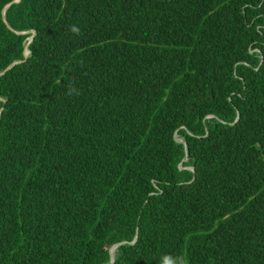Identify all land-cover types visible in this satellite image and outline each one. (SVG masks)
Listing matches in <instances>:
<instances>
[{
  "label": "trees",
  "instance_id": "1",
  "mask_svg": "<svg viewBox=\"0 0 264 264\" xmlns=\"http://www.w3.org/2000/svg\"><path fill=\"white\" fill-rule=\"evenodd\" d=\"M16 1L0 264H264V0Z\"/></svg>",
  "mask_w": 264,
  "mask_h": 264
},
{
  "label": "water",
  "instance_id": "2",
  "mask_svg": "<svg viewBox=\"0 0 264 264\" xmlns=\"http://www.w3.org/2000/svg\"><path fill=\"white\" fill-rule=\"evenodd\" d=\"M20 1H21V0H17L16 2H20ZM5 22H6V20H5ZM33 38H34V36L31 37V40H30V41H32ZM28 54H29V51H26V55H27V56H28ZM1 113H2V110L0 111V115H1ZM179 141H180V140H179ZM118 246H119V245L114 246V247L112 248V250H111V264H115V250L118 248Z\"/></svg>",
  "mask_w": 264,
  "mask_h": 264
},
{
  "label": "clouds",
  "instance_id": "3",
  "mask_svg": "<svg viewBox=\"0 0 264 264\" xmlns=\"http://www.w3.org/2000/svg\"><path fill=\"white\" fill-rule=\"evenodd\" d=\"M73 30H74V31H78V29H77V28H75V26L73 27Z\"/></svg>",
  "mask_w": 264,
  "mask_h": 264
}]
</instances>
